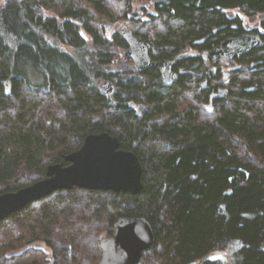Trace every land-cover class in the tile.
Returning a JSON list of instances; mask_svg holds the SVG:
<instances>
[{"label": "trees", "instance_id": "trees-1", "mask_svg": "<svg viewBox=\"0 0 264 264\" xmlns=\"http://www.w3.org/2000/svg\"><path fill=\"white\" fill-rule=\"evenodd\" d=\"M136 1L0 0V194L68 164L89 134L117 136L144 166L138 194L60 189L1 220L0 264H98L101 239L126 216L155 232L138 264H194L229 247L233 264H264V47L209 56L246 31L264 40V20L244 21L264 0H153L129 29L153 60L172 61L173 84L124 54L115 26L132 21Z\"/></svg>", "mask_w": 264, "mask_h": 264}, {"label": "water", "instance_id": "water-1", "mask_svg": "<svg viewBox=\"0 0 264 264\" xmlns=\"http://www.w3.org/2000/svg\"><path fill=\"white\" fill-rule=\"evenodd\" d=\"M128 47L124 54L131 58L134 67L145 71L151 67L161 70L167 84L178 81L179 74L174 71L169 59L153 60L150 55V42L140 38L125 27L118 29ZM264 47V40L257 31H246L237 36L226 37L220 45L210 50L211 57L232 61L253 49ZM227 75V74H226ZM6 91L11 92V80L4 81ZM207 80L203 82L206 86ZM100 88L111 95L115 85L104 81ZM226 88H220L215 96H223ZM68 164L51 163L47 176L16 191L0 194V221L22 209L28 203L50 195L56 190L74 187L94 190L128 191L138 194L143 189L144 166L139 156L120 147L117 136L109 132L89 134L82 147L65 155ZM155 232L145 216H126L118 219L113 235L101 239L102 256L98 264H138L142 253L155 245Z\"/></svg>", "mask_w": 264, "mask_h": 264}, {"label": "rangeland", "instance_id": "rangeland-1", "mask_svg": "<svg viewBox=\"0 0 264 264\" xmlns=\"http://www.w3.org/2000/svg\"><path fill=\"white\" fill-rule=\"evenodd\" d=\"M134 9L136 13L133 15V17H131L132 21L121 20L117 23L115 29H119L121 27L129 28L130 26L133 25V19L136 20L140 18V16H142V18H145V12H150L154 14V4L151 3L149 0L136 1L134 3ZM235 12H237V10H235ZM262 20H264V14L253 19L244 17L245 26L248 30L261 29ZM33 245L41 247L46 251H48L49 253H51L50 248L42 241L35 242ZM231 253H232V249L230 247L223 250H216L209 253L205 258L196 261L194 264H206L205 260H209V261L220 260L224 264H233L231 259Z\"/></svg>", "mask_w": 264, "mask_h": 264}, {"label": "flooded vegetation", "instance_id": "flooded-vegetation-1", "mask_svg": "<svg viewBox=\"0 0 264 264\" xmlns=\"http://www.w3.org/2000/svg\"><path fill=\"white\" fill-rule=\"evenodd\" d=\"M151 3H153L154 4V1L153 0H149ZM155 12V11H154ZM150 13V12H149ZM135 34V33H134ZM138 36V35H137ZM141 38V37H140ZM221 44V43H220ZM209 56H210V54H209ZM213 58H215V57H213ZM217 58H219V57H217ZM220 59H222V58H220ZM225 76L227 77V75L225 74Z\"/></svg>", "mask_w": 264, "mask_h": 264}]
</instances>
